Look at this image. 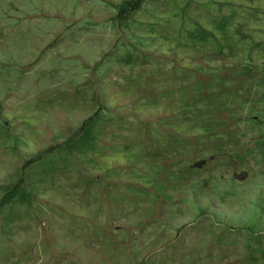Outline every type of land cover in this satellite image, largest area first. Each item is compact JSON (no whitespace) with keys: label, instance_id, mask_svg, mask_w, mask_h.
<instances>
[{"label":"rangeland","instance_id":"374dc122","mask_svg":"<svg viewBox=\"0 0 264 264\" xmlns=\"http://www.w3.org/2000/svg\"><path fill=\"white\" fill-rule=\"evenodd\" d=\"M0 264H264V0H0Z\"/></svg>","mask_w":264,"mask_h":264}]
</instances>
